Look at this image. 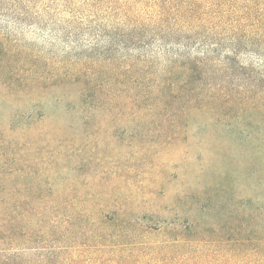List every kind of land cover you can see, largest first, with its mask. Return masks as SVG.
<instances>
[{"label": "rangeland", "instance_id": "374dc122", "mask_svg": "<svg viewBox=\"0 0 264 264\" xmlns=\"http://www.w3.org/2000/svg\"><path fill=\"white\" fill-rule=\"evenodd\" d=\"M100 7L99 19L79 15L74 27L62 11L55 26L41 9L0 17V193L28 210L22 258L57 264L59 250L58 264H264V143L240 142L238 58L207 65L206 107L163 108L172 98L151 89L181 45H123L111 28L119 15ZM98 58L111 59L104 70L91 68ZM76 61L80 84L34 91ZM43 219H59L56 240L40 239ZM238 233L258 240L239 247Z\"/></svg>", "mask_w": 264, "mask_h": 264}, {"label": "trees", "instance_id": "16d2710c", "mask_svg": "<svg viewBox=\"0 0 264 264\" xmlns=\"http://www.w3.org/2000/svg\"><path fill=\"white\" fill-rule=\"evenodd\" d=\"M120 1L0 0V17L22 16L27 19L41 9L44 17L48 18L47 26H55L57 21L54 18L62 11L70 17L63 22L74 27L79 15L85 22L89 18L99 19L104 13L100 6H106L109 16L115 17L116 13L119 15L111 28L125 33L120 36L121 39H116L117 42L123 45L131 43L134 47H150L151 43L157 42L164 49L168 46L167 42L181 45L183 51L168 56L160 83L151 89L160 102L172 98L163 103V108L175 102L191 109L206 107L203 93L205 88L208 91L211 88L204 85L210 75L207 65L213 59L231 65L238 58V80L241 82L238 84V112H241L240 118L243 119V122L238 123V135L242 133L246 136L240 142L245 145L264 143V128L252 126L255 115L263 116L259 125L264 126V0H137L133 5L127 2L119 5ZM40 26L44 27V22ZM108 28L110 24L106 27L100 24L96 31L105 34ZM192 49L198 53L191 55ZM222 53L226 56L221 57ZM244 55L249 58L247 69L242 66ZM110 60L93 59L96 62L91 68L104 70L106 62ZM254 62L261 64L256 66ZM101 63L104 64L103 68L100 67ZM80 64L82 61L74 64L59 63L58 70L61 73H49V81L40 82L42 77L37 78L34 91H40L44 85L71 87L80 84L76 70L72 71L73 65L76 69H82L84 66ZM86 68L89 70L90 67ZM200 83L203 84L202 88L198 86ZM78 87L81 93L87 92L84 85ZM12 200L11 192L0 193V264H29L22 258L31 238L27 222L28 210H18L11 203ZM46 220L38 223L40 239L56 240L59 235L56 233L60 228L59 219ZM242 229L249 230L244 225ZM252 239L258 240L242 235L238 238V246H247ZM57 251L54 250L51 255L58 264L60 259ZM259 252L255 250L256 254ZM48 264H52V261Z\"/></svg>", "mask_w": 264, "mask_h": 264}]
</instances>
